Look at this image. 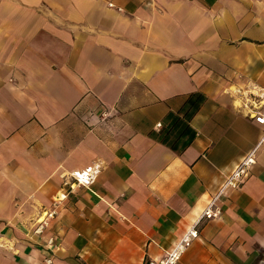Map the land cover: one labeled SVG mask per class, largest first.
<instances>
[{"label":"crops","instance_id":"0c3cea01","mask_svg":"<svg viewBox=\"0 0 264 264\" xmlns=\"http://www.w3.org/2000/svg\"><path fill=\"white\" fill-rule=\"evenodd\" d=\"M234 88L264 91V0H0V264L162 258L264 130ZM193 92L174 149L159 133ZM218 204L176 264H262L264 145Z\"/></svg>","mask_w":264,"mask_h":264},{"label":"built area","instance_id":"2783aa9c","mask_svg":"<svg viewBox=\"0 0 264 264\" xmlns=\"http://www.w3.org/2000/svg\"><path fill=\"white\" fill-rule=\"evenodd\" d=\"M228 92L235 96L239 100L238 106L246 109V115L252 118L256 123L264 126V91L253 92L252 90L248 92L234 88L229 89ZM158 126L162 123L158 122ZM264 145V130L261 134L258 142L242 156L236 166L226 175L225 179L212 195L206 207L202 210L199 216L191 223L187 231L182 235V237L174 244V246L168 250L165 255L160 259H148L145 264H176L179 262L186 252V250L192 245V243L201 237L200 226L202 222L206 219H211L218 217L222 213V207L218 204V200L228 192L229 189L239 188L245 181L247 176L251 173L253 166L258 161V153L260 147ZM101 166L99 163L88 165L81 169H76L70 173L71 181L69 183V188H64L58 192L54 197L53 207L46 209L42 216L39 218L38 226L36 227V232H41L48 224L49 218L56 214V207L64 200L71 190L76 186L90 185L94 180L96 175L99 173ZM53 237H49L47 240L48 244L52 243ZM53 260L50 256L45 258L46 264L51 263Z\"/></svg>","mask_w":264,"mask_h":264},{"label":"trees","instance_id":"16d2710c","mask_svg":"<svg viewBox=\"0 0 264 264\" xmlns=\"http://www.w3.org/2000/svg\"><path fill=\"white\" fill-rule=\"evenodd\" d=\"M206 95L202 92L189 94L185 104L178 111L167 114V125L159 133L161 141L174 149L182 150L195 138L197 130L191 125V119L204 103Z\"/></svg>","mask_w":264,"mask_h":264},{"label":"rangeland","instance_id":"374dc122","mask_svg":"<svg viewBox=\"0 0 264 264\" xmlns=\"http://www.w3.org/2000/svg\"><path fill=\"white\" fill-rule=\"evenodd\" d=\"M262 264H264V262Z\"/></svg>","mask_w":264,"mask_h":264}]
</instances>
